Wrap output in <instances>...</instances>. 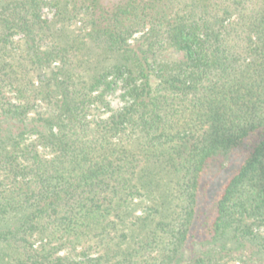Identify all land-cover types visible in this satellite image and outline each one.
Instances as JSON below:
<instances>
[{
    "label": "trees",
    "instance_id": "obj_1",
    "mask_svg": "<svg viewBox=\"0 0 264 264\" xmlns=\"http://www.w3.org/2000/svg\"><path fill=\"white\" fill-rule=\"evenodd\" d=\"M0 264H264V0H0Z\"/></svg>",
    "mask_w": 264,
    "mask_h": 264
},
{
    "label": "rangeland",
    "instance_id": "obj_2",
    "mask_svg": "<svg viewBox=\"0 0 264 264\" xmlns=\"http://www.w3.org/2000/svg\"><path fill=\"white\" fill-rule=\"evenodd\" d=\"M114 2H117V0H104L105 4H112ZM42 13L44 17L51 18L53 9L50 7H44L42 10ZM122 90H121V84L118 85V87L113 91L108 93L107 99L109 101V107L110 109H117L122 106ZM109 113L108 109L103 106H97L92 111V116L98 117V116H106Z\"/></svg>",
    "mask_w": 264,
    "mask_h": 264
}]
</instances>
